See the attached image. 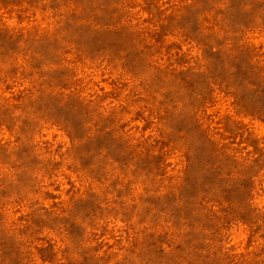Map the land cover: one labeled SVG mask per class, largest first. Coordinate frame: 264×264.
Returning a JSON list of instances; mask_svg holds the SVG:
<instances>
[{"label": "rangeland", "instance_id": "obj_1", "mask_svg": "<svg viewBox=\"0 0 264 264\" xmlns=\"http://www.w3.org/2000/svg\"><path fill=\"white\" fill-rule=\"evenodd\" d=\"M0 264H264V0H0Z\"/></svg>", "mask_w": 264, "mask_h": 264}]
</instances>
